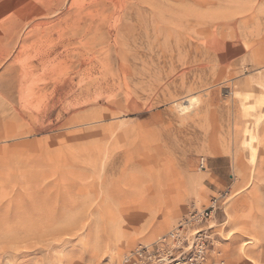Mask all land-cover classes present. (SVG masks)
Wrapping results in <instances>:
<instances>
[{
    "label": "rangeland",
    "instance_id": "rangeland-1",
    "mask_svg": "<svg viewBox=\"0 0 264 264\" xmlns=\"http://www.w3.org/2000/svg\"><path fill=\"white\" fill-rule=\"evenodd\" d=\"M180 223L264 264V0H0V264H128Z\"/></svg>",
    "mask_w": 264,
    "mask_h": 264
},
{
    "label": "built area",
    "instance_id": "built-area-1",
    "mask_svg": "<svg viewBox=\"0 0 264 264\" xmlns=\"http://www.w3.org/2000/svg\"><path fill=\"white\" fill-rule=\"evenodd\" d=\"M214 208L215 200H212L209 209L192 217L201 219L203 215H210ZM184 225L180 223L152 243L138 246L124 256V261L128 264H204L207 235L198 229L190 238L185 234Z\"/></svg>",
    "mask_w": 264,
    "mask_h": 264
},
{
    "label": "bare ground",
    "instance_id": "bare-ground-1",
    "mask_svg": "<svg viewBox=\"0 0 264 264\" xmlns=\"http://www.w3.org/2000/svg\"><path fill=\"white\" fill-rule=\"evenodd\" d=\"M47 9H49V8H47ZM47 9H46V10H47ZM21 21H22V20H21ZM21 21H19V22L13 24V25L9 28V31H8V32L10 33V35L12 34L13 29H14L16 26H18V25L20 24ZM10 35H9V36H10ZM214 48H215V47H214ZM193 103H194V100H193V99H192V100H191V99H190V100H187V101H186V104H184V105L181 104V109H182V110H187V109H188Z\"/></svg>",
    "mask_w": 264,
    "mask_h": 264
}]
</instances>
